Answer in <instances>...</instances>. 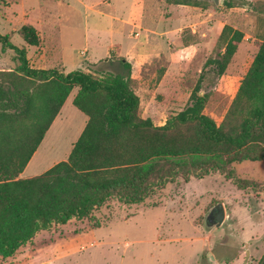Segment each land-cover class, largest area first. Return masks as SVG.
<instances>
[{
	"label": "rangeland",
	"instance_id": "1",
	"mask_svg": "<svg viewBox=\"0 0 264 264\" xmlns=\"http://www.w3.org/2000/svg\"><path fill=\"white\" fill-rule=\"evenodd\" d=\"M6 1L11 0H0V6ZM80 1L83 5L73 0H26L31 7L26 17H6L0 12V34L8 36L13 47L24 48L28 63L34 68L65 74L75 70L89 73L109 69L129 75L130 86L135 91L159 84L155 107L149 99L144 106L145 117L159 126L186 106L205 61L222 52L218 38L222 28L229 25L241 31L244 38L222 76L206 69L199 93L211 95L205 113L220 123L224 113L221 109L234 98L264 38V0H233L240 6L231 9L224 6L227 0H218V3L198 0L201 3L198 7L167 0ZM89 6H93V11L87 9ZM135 9L144 10L141 22L148 30H136V33L146 35L150 42L156 41L161 50L157 57L138 62L129 55L134 54L132 46L137 42L128 36L130 24H137L139 13ZM129 11L134 12L128 19ZM25 25L37 31L41 41L38 47L23 41L19 30ZM111 44L112 53L108 49ZM130 50L127 57L125 52ZM111 54L116 60L111 62L114 65L110 69L105 61ZM13 55V50H3L0 44L1 70L14 67ZM119 60L129 61L130 69L118 64ZM71 98L46 133L23 179L36 177L67 159L85 117L73 107ZM234 168L241 179L253 183L249 189L240 192L218 174L191 179L188 183L179 179L162 192L161 202L166 213L160 207H127L110 201L93 212L92 222L71 220L39 232L11 258L0 260V264H215L221 261L258 264L264 254V161L243 162ZM195 199L209 203L195 222L202 226L198 227L199 234L192 233L188 224L189 215L197 211L195 207L188 212ZM233 199L240 207L232 205ZM218 203L224 207L225 220L221 227H210L206 216ZM230 206L235 218L226 216ZM248 215L250 222L259 228L235 223L238 218L244 221ZM93 221L99 222L100 227L93 228ZM246 251L249 252L247 259Z\"/></svg>",
	"mask_w": 264,
	"mask_h": 264
},
{
	"label": "trees",
	"instance_id": "2",
	"mask_svg": "<svg viewBox=\"0 0 264 264\" xmlns=\"http://www.w3.org/2000/svg\"><path fill=\"white\" fill-rule=\"evenodd\" d=\"M224 6L240 5L227 0ZM19 34L28 46L41 42L32 26H22ZM243 38L225 25L218 38L222 52L205 61L186 106L155 126L140 117V101L128 77L32 68L26 50L0 34L2 49L14 52V67L0 69V260L53 226L92 222L93 212L110 201L161 207L163 190L179 179L188 183L218 174L239 191L249 189L253 183L241 179L234 165L264 161V38L234 98L221 109L220 123L205 113L211 95L199 94L206 69L222 76ZM119 63L130 69L127 62ZM74 90L72 105L87 123L67 159L36 177L19 178ZM92 227L100 223L93 221Z\"/></svg>",
	"mask_w": 264,
	"mask_h": 264
},
{
	"label": "crops",
	"instance_id": "3",
	"mask_svg": "<svg viewBox=\"0 0 264 264\" xmlns=\"http://www.w3.org/2000/svg\"><path fill=\"white\" fill-rule=\"evenodd\" d=\"M75 3H77V4H79V5H83V3H81V1L80 0H73ZM108 4H109V2H108ZM86 7V6H85ZM31 9V7L30 6H28L27 4H26V0H11V1H6V3L4 4V5H2V6H0V12H1V14L3 13L4 15L6 14V17H14V18H16V17H18V16H23V17H26V12L27 11H29ZM87 9L88 10H92L93 11V6H89V7H87ZM135 11H136V9H135ZM129 12H131V13H128V19L129 18H132L131 16H133L132 14H133V12L134 11H129ZM136 12H138V10L136 11ZM135 12V13H136ZM139 14L137 15V18H136V22H137V24H130V23H128V24H130L131 25V27H130V30L128 31V36L129 37H131V38H134V40H136L137 42L132 46V49H133V51H135L134 52V54L133 53H130L129 55H132L133 57H134V61H139V60H143V59H147V58H154V57H157L159 54H160V52H161V50H160V47H159V45H157V43H156V41H152V42H150V40H149V38L146 36V35H140L139 33H136V30H138V31H143V30H146V31H148L147 29H145V28H143L144 26H143V24H142V22H141V19H142V17H143V15H144V10H142V11H139L138 12ZM119 21H122V20H119ZM136 27H138L137 29H135ZM136 33V34H135ZM119 46H118V53H119ZM109 51H111L110 53H112V51H114L113 49H114V47H113V45L111 44L110 46H109ZM187 49H184V50H182V51H186ZM128 52H131V50L130 51H126L125 52V55L127 56L128 55ZM112 56L110 57V56H108V58L106 59V61H105V63H106V65L111 69V67L114 65V64H112L111 65V62L112 63H114V60H116L115 58H113V54H111ZM118 56L119 58L118 59H122L123 57H126V56ZM128 57V56H127ZM43 58H44V56H43ZM109 58H111V61H109ZM117 59V60H118ZM42 60V59H41ZM37 61L38 62H40V60L39 59H37ZM133 61V60H132ZM118 62V64H120L119 63V61H117ZM125 62H127L128 64H130L129 63V61H127V60H125ZM133 64H135V62H133ZM121 65V64H120ZM139 66V65H138ZM32 67V66H31ZM91 67H96V65H94V64H91ZM32 68H34V67H32ZM35 69H40V68H38V67H36ZM62 71V70H61ZM106 72H112L111 70H107ZM113 73V72H112ZM65 74V73H64ZM125 77H128L129 78V75H126ZM129 81H130V78H129ZM158 86H159V84H157V86L155 85V84H152V85H147V86H143V87H141L140 88V90L139 91H135L133 88H132V86H131V88L134 90V92H135V94L138 96V98H139V101H140V103H139V111H141L142 112V114L143 115H141V118H146L145 117V115H147L146 114V111L144 110V106H145V103H146V100L147 99H149V101H152L153 102V106L155 107V104H154V101H155V96H156V93L158 92ZM145 91V92H144ZM76 92H77V90H74V93H71L69 96H68V98L71 96L72 98H71V103H72V100H73V98H74V96H75V94H76ZM144 92V93H143ZM68 98L65 100V102L64 103H66V101L68 100ZM64 105V104H63ZM63 107V106H62ZM62 107H61V109H62ZM74 107V106H73ZM75 108V107H74ZM60 109V110H61ZM76 109V108H75ZM77 110V109H76ZM60 112V111H59ZM140 112V113H141ZM58 115H59V113H58ZM58 115L56 116V118L58 117ZM85 116V115H84ZM55 118V119H56ZM55 119L53 120V122H52V124L54 123V121H55ZM153 121V120H152ZM86 123H87V117L85 116L83 119H82V124H81V127H80V129H79V131L77 132V134H76V136H75V140H73V142H72V144H71V146L76 142V140L78 139V137L80 136V134H81V132H82V130L84 129V127H85V125H86ZM153 123H154V125L155 126H159V125H157L156 123H155V121H153ZM52 124L50 125V127L52 126ZM50 127H49V129H50ZM48 129V130H49ZM48 130H47V132H48ZM46 132V133H47ZM46 133H45V135H44V137L46 136ZM44 142V138H43V140L41 141V143L39 144V146H38V148L36 149V151L34 152V154H33V156L31 157V159H30V161L28 162V164L26 165V167L24 168V170L22 171V173L19 175V178H21V179H23L22 178V176H23V173H24V171H25V169L28 167V165L30 164V162L32 161V159L37 155V153H38V151L40 150V146H41V144ZM72 148V147H71ZM71 151V150H70ZM241 192V191H240ZM219 200V199H218ZM219 201H222V200H219ZM233 201H234V199H233ZM209 203H207V204H205L204 202H202V203H200V202H198L196 199H195V201H194V203H193V205H192V207L190 208V207H188V212H190L191 213V211H192V209H194L195 207L197 208V211H196V213H191V215H189V221H188V224H189V226L191 227V230H192V233H198L199 234V232H200V230H199V228L198 227H202L200 224H196L195 222H196V220L200 217V216H202L203 215V213H204V210H205V208L207 207V205H208ZM232 205H234V206H236V207H240V205H239V203L237 202H235L234 201V203L232 204ZM163 204L161 205V209L160 210H162L161 212L162 213H166V211H165V206H163ZM222 207H223V205H222ZM154 209H158V208H154ZM223 209H224V207H223ZM230 209V210H229ZM231 209H233L231 206H230V208H228V210H229V212H227L226 211V216H227V218H235L234 216L235 215H232L231 214ZM224 213H225V210H224ZM227 213H228V215H227ZM237 217V216H236ZM237 219V218H236ZM225 220V219H224ZM238 221L237 222H235V223H237V225H239V226H244V227H250L251 229H256V228H259V227H257V225H254L253 223H251L250 222V216L248 215L246 218H245V220L244 221H241V219L240 218H238L237 219ZM221 227V226H220ZM202 230H203V228H202ZM245 230V229H244ZM206 231H209V230H206ZM248 233V232H247ZM244 234H246L245 232H244ZM208 237V236H207Z\"/></svg>",
	"mask_w": 264,
	"mask_h": 264
},
{
	"label": "water",
	"instance_id": "4",
	"mask_svg": "<svg viewBox=\"0 0 264 264\" xmlns=\"http://www.w3.org/2000/svg\"><path fill=\"white\" fill-rule=\"evenodd\" d=\"M215 3H218V0H214ZM225 219V213L222 205L218 203L216 206H214L211 215L207 219V225L210 227H220ZM247 245V244H245ZM246 259L249 257V252L246 251L245 253ZM213 259V258H212ZM264 263V254L258 264Z\"/></svg>",
	"mask_w": 264,
	"mask_h": 264
},
{
	"label": "flooded vegetation",
	"instance_id": "5",
	"mask_svg": "<svg viewBox=\"0 0 264 264\" xmlns=\"http://www.w3.org/2000/svg\"><path fill=\"white\" fill-rule=\"evenodd\" d=\"M213 208H214V207H213ZM213 208L208 212V214H207V216H206V222H207L208 217L211 215V212H212Z\"/></svg>",
	"mask_w": 264,
	"mask_h": 264
},
{
	"label": "built area",
	"instance_id": "6",
	"mask_svg": "<svg viewBox=\"0 0 264 264\" xmlns=\"http://www.w3.org/2000/svg\"><path fill=\"white\" fill-rule=\"evenodd\" d=\"M215 264H228V263L221 261V262H216Z\"/></svg>",
	"mask_w": 264,
	"mask_h": 264
}]
</instances>
